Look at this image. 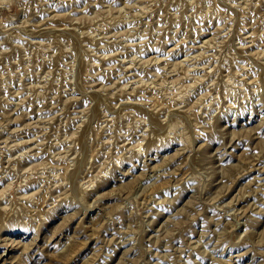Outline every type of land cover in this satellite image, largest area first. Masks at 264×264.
Returning <instances> with one entry per match:
<instances>
[{
	"label": "rangeland",
	"instance_id": "1",
	"mask_svg": "<svg viewBox=\"0 0 264 264\" xmlns=\"http://www.w3.org/2000/svg\"><path fill=\"white\" fill-rule=\"evenodd\" d=\"M0 264H264V0H0Z\"/></svg>",
	"mask_w": 264,
	"mask_h": 264
}]
</instances>
